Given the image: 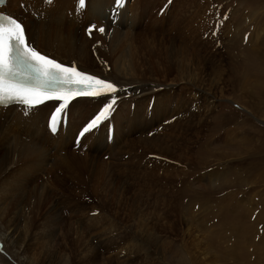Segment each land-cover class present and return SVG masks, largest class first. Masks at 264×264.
<instances>
[{
	"label": "bare ground",
	"instance_id": "1",
	"mask_svg": "<svg viewBox=\"0 0 264 264\" xmlns=\"http://www.w3.org/2000/svg\"><path fill=\"white\" fill-rule=\"evenodd\" d=\"M71 1L75 0H6L0 10L23 22L30 42L38 51L114 82L121 91L116 94L117 103L109 120L80 139L79 146L75 137L110 102L109 95L72 99L54 134L47 129V117L61 102L48 101L31 108L0 107V264H56L54 257L62 253L58 252L64 223L61 214L70 217L76 211L78 220L73 219V223H78L76 228L81 223L83 229L74 232L79 234L75 248L84 262L89 258L86 249L98 243L96 238L101 235V243L107 240L105 234L109 233L105 232L104 224L110 216L100 217L106 222L95 224L97 231H88L83 216L86 210L95 208L84 207L83 199L101 188L106 197L111 193L119 199H130L133 201L130 207L137 202H141V207H150L146 199L149 195L142 198L135 193L131 199L125 188L128 185L133 191L162 188L167 192L166 185L170 183L161 182L162 178L170 171L182 173L183 157L195 153L193 146L198 141L203 116L201 100L213 107L211 100L219 98L211 88L222 84L221 68L220 76L207 80L210 89H201L200 81L207 75L197 49L202 44L197 46V36L186 35L189 26L199 29L202 9L199 0H172L161 16L157 14L166 0H126L119 8L116 0H85V8L76 7V15L68 13L72 16L69 18L66 13ZM68 21L72 31L64 30ZM92 24L97 27L89 36L86 29ZM172 24L174 37L167 38L165 30ZM100 27L105 28V33L99 32ZM219 91L221 95L222 90ZM187 132L191 133L189 148L184 145ZM170 146L176 152L170 151ZM116 152L120 160L113 156ZM124 154L126 158H122ZM177 156H182L181 164L172 163L171 157ZM50 170L54 173L50 182H46L48 179L36 182L40 173ZM130 172L133 179L136 177L135 183L130 176H124ZM189 172L190 169L183 172V177ZM161 194L158 192L154 198ZM121 203L116 200L114 206L118 208ZM148 224L140 221L133 225L138 235L131 239V248H144ZM153 236L162 237L156 233ZM47 250L48 255L42 257Z\"/></svg>",
	"mask_w": 264,
	"mask_h": 264
},
{
	"label": "rangeland",
	"instance_id": "2",
	"mask_svg": "<svg viewBox=\"0 0 264 264\" xmlns=\"http://www.w3.org/2000/svg\"><path fill=\"white\" fill-rule=\"evenodd\" d=\"M171 2L166 0L157 15L161 16ZM199 2V8L203 9L199 12V26L193 23L199 29L189 26L186 32L189 38L198 37L197 46L202 44V48L197 49L207 75L199 85L201 89H210L207 80L217 77L221 68L224 87L215 85L213 79L218 87L211 89L219 98L211 100L213 107L204 99L200 102L203 116L198 141L193 146L195 153L181 160L183 168L180 169L183 172L190 169V172L185 177L183 172L166 174V180L162 178L161 182L170 183L166 185L167 192L162 188L133 191L128 185L125 189L131 199L135 193L142 198L149 195L146 198L151 204L148 208L141 207V202L130 207L133 202L130 199H119L111 193L106 197L107 194L98 188L94 196L83 199L84 207L95 208L86 210L84 224L91 232L98 224L106 222H102V218L110 216L104 224L108 229H104L105 232L109 233L105 234L107 240L101 243V235L96 238L99 244L94 243L93 249L87 247L89 258L80 261L75 248L79 234L74 232L83 228L81 223L78 228V223H73V219L78 220L79 213L71 212L70 217L61 214L64 223H61V251L58 252L65 258L62 253L57 254L54 257L57 260L53 261L56 264H68V261L71 264H264V0ZM76 7H79L78 1H71L66 13L69 18L72 17L69 14L76 15ZM37 14L43 16L39 11ZM67 23L64 30L70 27V21ZM170 26L163 31L167 38L175 34L173 24L171 29ZM219 90H222L221 95ZM184 101L186 107L187 96ZM184 143L190 147L191 133L187 132ZM169 149L176 152L174 146ZM113 156L117 160L121 158L118 152ZM126 157L124 154L122 158ZM178 157H171L172 163L181 164L182 156ZM53 174L51 170L40 173L36 182L40 184L46 179L50 182ZM131 175L130 172L124 176H130L135 183L136 177L133 179ZM158 192L163 194L156 199ZM116 200L122 202L118 208L114 206ZM140 221L149 223L144 230L147 245L131 248V239L138 235L133 225ZM154 233L162 237L155 238ZM47 255L48 250L42 257Z\"/></svg>",
	"mask_w": 264,
	"mask_h": 264
},
{
	"label": "snow or ice",
	"instance_id": "3",
	"mask_svg": "<svg viewBox=\"0 0 264 264\" xmlns=\"http://www.w3.org/2000/svg\"><path fill=\"white\" fill-rule=\"evenodd\" d=\"M125 2L116 0L117 8L123 7ZM78 6L83 8L85 0H78ZM96 27L95 24L90 25L86 29L87 34L91 36ZM98 30L105 33L104 27ZM120 91L114 82L81 71L74 63L65 65L42 54L30 42L22 22L0 13V104L19 103L31 108L46 101L61 102L49 120L50 131L55 133L72 99L109 95L110 102L78 133L79 146L80 139L109 120L117 103L116 94ZM57 114L60 115L59 121Z\"/></svg>",
	"mask_w": 264,
	"mask_h": 264
}]
</instances>
